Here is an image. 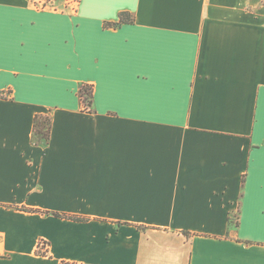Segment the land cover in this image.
Segmentation results:
<instances>
[{"label": "crops", "instance_id": "0c3cea01", "mask_svg": "<svg viewBox=\"0 0 264 264\" xmlns=\"http://www.w3.org/2000/svg\"><path fill=\"white\" fill-rule=\"evenodd\" d=\"M58 6L0 0V264H264V0Z\"/></svg>", "mask_w": 264, "mask_h": 264}, {"label": "trees", "instance_id": "16d2710c", "mask_svg": "<svg viewBox=\"0 0 264 264\" xmlns=\"http://www.w3.org/2000/svg\"><path fill=\"white\" fill-rule=\"evenodd\" d=\"M133 23H134V17L132 16V14L127 13V12H122V13H120L119 19L117 22L106 23L105 27H107V28H119L123 25L133 24ZM81 97H82L83 102L87 106L90 107L92 105L93 94H92V90L90 87L83 86V88L81 90ZM50 131H51V119L48 117H43V116L37 117V119L35 121L34 135H35V139H37V136L40 135V139H37L35 142L39 143L41 145H47V143L49 141ZM54 215L56 217L70 218V219L78 220V221L81 220L80 218H77V217H71V216L62 215V214H58V213H54Z\"/></svg>", "mask_w": 264, "mask_h": 264}, {"label": "built area", "instance_id": "2783aa9c", "mask_svg": "<svg viewBox=\"0 0 264 264\" xmlns=\"http://www.w3.org/2000/svg\"><path fill=\"white\" fill-rule=\"evenodd\" d=\"M58 0H31L32 6L37 10H54L58 11L59 8L55 6ZM80 0H63V5L66 8H70L71 11L76 12ZM40 248L47 250V245L42 242L39 245ZM63 264H73V263H63Z\"/></svg>", "mask_w": 264, "mask_h": 264}, {"label": "rangeland", "instance_id": "374dc122", "mask_svg": "<svg viewBox=\"0 0 264 264\" xmlns=\"http://www.w3.org/2000/svg\"><path fill=\"white\" fill-rule=\"evenodd\" d=\"M59 3L62 5L63 4V0H58L55 3V6L60 9V7L58 6Z\"/></svg>", "mask_w": 264, "mask_h": 264}]
</instances>
